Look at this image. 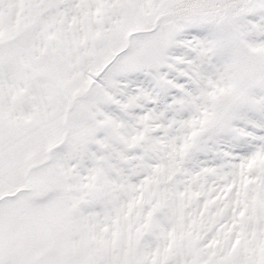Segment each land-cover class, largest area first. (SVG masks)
Wrapping results in <instances>:
<instances>
[{
	"label": "snow or ice",
	"instance_id": "1",
	"mask_svg": "<svg viewBox=\"0 0 264 264\" xmlns=\"http://www.w3.org/2000/svg\"><path fill=\"white\" fill-rule=\"evenodd\" d=\"M0 264H264V0H0Z\"/></svg>",
	"mask_w": 264,
	"mask_h": 264
}]
</instances>
